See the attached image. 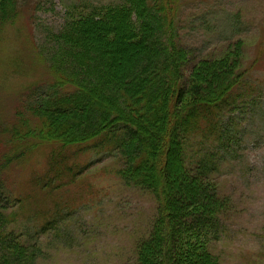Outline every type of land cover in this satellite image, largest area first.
<instances>
[{
	"label": "trees",
	"instance_id": "1",
	"mask_svg": "<svg viewBox=\"0 0 264 264\" xmlns=\"http://www.w3.org/2000/svg\"><path fill=\"white\" fill-rule=\"evenodd\" d=\"M172 1L89 3L84 13L68 17L49 35V78L27 92L29 118L20 117L7 129L12 151L0 161V264H37L43 255L39 237L55 228L44 221L38 234L33 230L38 236L34 243L27 245L23 235L8 230L18 220L17 211H4L17 199L8 186L12 169L44 147L46 168L29 177L36 187L56 189L76 178L67 162L73 149L118 157L123 162L119 175L126 184L153 189L162 234L139 264H189L183 236L197 254L195 264H221L210 243L225 230V202L212 183L218 160L209 143L228 153L236 122L228 115L247 99L253 106L257 100L248 92L245 70L231 67L216 79L210 72L219 66L211 68L207 58L198 63L189 58L183 44L175 41L172 12L178 0ZM18 10L17 0H0V51L5 27L16 21ZM191 65L197 75L185 76ZM246 107L240 106L238 118ZM225 108L226 114H221ZM180 164L186 172L184 188L175 187L172 194L169 188L176 186ZM59 216L50 219L59 222Z\"/></svg>",
	"mask_w": 264,
	"mask_h": 264
},
{
	"label": "rangeland",
	"instance_id": "2",
	"mask_svg": "<svg viewBox=\"0 0 264 264\" xmlns=\"http://www.w3.org/2000/svg\"><path fill=\"white\" fill-rule=\"evenodd\" d=\"M17 1L19 17L5 27L0 51V161L12 151L7 129L20 117L29 118L27 92L37 81L49 78V35L68 17L84 13L81 10L89 3L122 0ZM173 6L175 41L186 47L182 48L189 58L194 63L207 58L211 68L219 66L210 72L216 79L231 67L245 70L246 87L250 86L248 92L257 100L253 106L247 99L228 115L236 117L228 153L216 149L217 143H209L218 160L212 183L225 202V230L210 246L221 264H264V0H178ZM184 75H197L193 65L187 66ZM245 105L238 118L240 106ZM226 112V108L221 110V114ZM175 134L181 137L179 131ZM44 149L12 169L8 186L17 199L4 210L17 211L18 220L8 230L23 235L27 245L34 243L38 236L33 230L38 234L44 221L54 225L39 237L43 255L37 264H139L140 257L144 261L145 251L154 244L150 243L162 234L158 219L162 213L153 189L126 184L119 175L120 158L93 150L74 153L73 149L67 162L77 172L76 178L64 180L56 189L36 187L29 177L44 172L48 153ZM185 174L180 164L176 186L169 188L172 194L175 187L183 190ZM56 216L59 222L50 219ZM183 238L185 262L195 264L197 254Z\"/></svg>",
	"mask_w": 264,
	"mask_h": 264
}]
</instances>
